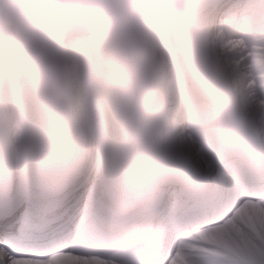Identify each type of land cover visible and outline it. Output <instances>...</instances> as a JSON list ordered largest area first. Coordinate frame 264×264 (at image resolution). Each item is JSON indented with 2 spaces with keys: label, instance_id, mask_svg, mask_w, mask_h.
<instances>
[{
  "label": "snow or ice",
  "instance_id": "obj_1",
  "mask_svg": "<svg viewBox=\"0 0 264 264\" xmlns=\"http://www.w3.org/2000/svg\"><path fill=\"white\" fill-rule=\"evenodd\" d=\"M15 8L0 27V264H264V0ZM133 196L136 217L121 211Z\"/></svg>",
  "mask_w": 264,
  "mask_h": 264
},
{
  "label": "bare ground",
  "instance_id": "obj_2",
  "mask_svg": "<svg viewBox=\"0 0 264 264\" xmlns=\"http://www.w3.org/2000/svg\"><path fill=\"white\" fill-rule=\"evenodd\" d=\"M18 2L19 0H12V4L14 6L10 10H4L0 12V27H4L6 29H13V30L15 29L16 24H17L18 15H19L15 8V4H17ZM211 104H214V103H211ZM85 136H86L85 147L87 149V153L91 154L94 152V140L92 139L91 135L88 133L87 129H85ZM68 155H69V158H72V153H69ZM88 162H90V157H89V160L86 161V163Z\"/></svg>",
  "mask_w": 264,
  "mask_h": 264
},
{
  "label": "clouds",
  "instance_id": "obj_3",
  "mask_svg": "<svg viewBox=\"0 0 264 264\" xmlns=\"http://www.w3.org/2000/svg\"><path fill=\"white\" fill-rule=\"evenodd\" d=\"M123 242L130 244L131 246L147 245V240L141 241L135 235H128L123 239Z\"/></svg>",
  "mask_w": 264,
  "mask_h": 264
}]
</instances>
